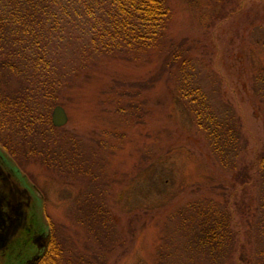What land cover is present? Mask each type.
I'll return each mask as SVG.
<instances>
[{
	"label": "rangeland",
	"instance_id": "374dc122",
	"mask_svg": "<svg viewBox=\"0 0 264 264\" xmlns=\"http://www.w3.org/2000/svg\"><path fill=\"white\" fill-rule=\"evenodd\" d=\"M168 2L166 41L112 58L79 53L67 35L61 52L49 55L44 90L36 81L27 85V106H37L33 124L0 117V153L10 157L0 154V165L8 185L13 181L31 195V204L21 206L36 228L53 224L65 251L59 264H79V255L83 264H263L264 240L250 236L246 224L247 213L258 216L257 186L234 178L264 149V0ZM79 19L89 26L88 15ZM170 41H182L177 51L192 55L217 114L239 117L235 168L222 165L204 130L171 98L175 79L163 75L153 87L139 84L171 53ZM20 75L3 71L1 89L25 85ZM56 103L68 115L60 126L51 124ZM197 201L233 210V252L225 247L224 255L211 256L198 245L188 208ZM90 202L107 207L110 218L108 227L92 224L95 234L80 221ZM14 253L27 259L31 251Z\"/></svg>",
	"mask_w": 264,
	"mask_h": 264
},
{
	"label": "trees",
	"instance_id": "16d2710c",
	"mask_svg": "<svg viewBox=\"0 0 264 264\" xmlns=\"http://www.w3.org/2000/svg\"><path fill=\"white\" fill-rule=\"evenodd\" d=\"M81 14L90 17L89 26L79 19ZM170 16L168 0H0V69L2 72L12 70L21 74L25 84L8 92L0 87L1 121L13 118L19 124L21 118H28L27 123L33 124L35 118L32 117L37 106H27L26 99L30 97L27 85L36 81L35 86L44 90V84L51 80L48 76L53 63L49 55L61 52L67 35L79 53L97 52L112 58H129L127 51L161 44ZM85 35L87 40L82 39ZM181 43L170 41L171 53H163L156 70L139 84L153 87L163 75L166 81L175 79L178 86L170 91L171 98L180 103L182 111L190 114L193 123L204 130L211 149L222 165L235 168L241 139L239 117L230 112L221 116L217 114L199 84L192 55L177 51ZM40 115L43 113L40 112ZM49 126L52 128V125ZM249 166L245 165L241 177L236 171L234 179L257 186L255 209L258 216L252 218L253 210L247 213L246 224L250 236L254 234L264 240V149L257 152ZM190 203L188 208L193 209L189 208L192 212L191 225L198 245L207 249L211 256L219 252L218 255H224L222 251L225 247L233 252L238 229L233 226V210L228 203L222 207L213 202ZM82 211L84 217L80 221L92 234H95L92 224L100 223L108 227V209L101 203L90 202ZM47 225L50 230L52 226V231L46 256L40 264H59L65 257L64 247L55 237L53 224L50 222ZM258 253L263 255L264 264V243ZM51 254L54 256L50 257ZM80 257L86 260L83 255ZM82 260L79 264L84 263Z\"/></svg>",
	"mask_w": 264,
	"mask_h": 264
},
{
	"label": "flooded vegetation",
	"instance_id": "af4514ba",
	"mask_svg": "<svg viewBox=\"0 0 264 264\" xmlns=\"http://www.w3.org/2000/svg\"><path fill=\"white\" fill-rule=\"evenodd\" d=\"M4 156L7 158V155L4 154ZM0 167V214L3 210L7 213L0 216V264H3L4 258L7 256L10 259L16 258V261L20 259L18 264H40V261L47 253V246L51 236L50 227L44 224L45 227L41 226L40 228L37 227V229L29 220L31 215H28L21 204L23 202L27 205L31 204V198L29 196L27 199L24 198L21 189L13 181L12 185L7 186V180L6 182L4 181L6 179L5 170L1 165ZM5 196H7V199L3 198ZM3 199H6V201L3 202ZM39 210H36L37 215L40 214ZM7 227L11 229L9 230ZM11 243H14L15 246H10ZM21 250H23L24 254L25 251H31L30 258L24 259L15 255L14 251L20 254ZM51 256L54 255L51 254Z\"/></svg>",
	"mask_w": 264,
	"mask_h": 264
},
{
	"label": "water",
	"instance_id": "95a60500",
	"mask_svg": "<svg viewBox=\"0 0 264 264\" xmlns=\"http://www.w3.org/2000/svg\"><path fill=\"white\" fill-rule=\"evenodd\" d=\"M67 118H68V115H67V112L65 110V108L63 107L62 104H59V103H56L52 110H51V122L53 125L55 126H60L62 124H64L66 121H67ZM1 168V167H0ZM6 173V172H5ZM2 175V174H1ZM3 177V175H2ZM8 178V173H6V179H4V181L6 182ZM8 184H9V181L7 180ZM7 184V186H8ZM21 192L23 194V197L24 198H28V196L30 197L31 195L25 190L21 189ZM3 198H6L7 199V196L3 197ZM6 199H3V202L6 201ZM18 201V200H17ZM6 215L7 213L5 212V210H3L0 214V216L2 215ZM6 223H7V220L5 219ZM8 228V227H7ZM9 229V228H8ZM11 229V228H10ZM9 229V230H10Z\"/></svg>",
	"mask_w": 264,
	"mask_h": 264
}]
</instances>
